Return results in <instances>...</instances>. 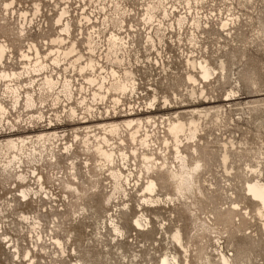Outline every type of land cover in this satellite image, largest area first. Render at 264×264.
Here are the masks:
<instances>
[{"label":"rangeland","instance_id":"obj_1","mask_svg":"<svg viewBox=\"0 0 264 264\" xmlns=\"http://www.w3.org/2000/svg\"><path fill=\"white\" fill-rule=\"evenodd\" d=\"M68 1L70 10L65 4ZM68 1L0 0V44L4 42L6 52L9 47L12 52L8 54L10 57L5 54L0 71L22 72L24 63L28 62L22 58V54L27 52L34 56L30 45L37 44L42 56L49 54L51 49H56L58 46L51 44L50 40L58 36L60 24L57 23L56 16L60 9H65L68 16H65L61 23L68 18L72 28L71 35H61L66 37V43L61 46L65 47L71 39L76 41L77 37L76 47L87 57L92 54L88 44L91 36L97 42L93 56L100 60L103 69L109 71L113 66L122 73L124 66L109 63L104 53L110 33L120 34L125 37L126 42L122 54L129 62L126 66L134 70L137 87L139 75L140 87L144 92L140 95L138 87V94L122 96L123 101L117 105L118 108L120 105L133 106L134 115L132 112L117 114L113 100L93 105L99 107L98 112L94 111L97 117L99 113H103L104 117H108L105 120L98 119L94 114L90 115L87 107L81 106L79 101L86 97L87 103L90 104V94L94 90L97 91V86L87 84V76L92 75L90 72H80L77 69L79 67L69 65L77 56L61 61L58 66L52 64V55L43 59L45 63L50 64L48 73H52L54 78L63 81L67 77L71 80L64 74L66 72L77 76L71 80L74 84L73 97L68 100L60 93L61 101L56 106L51 102L54 96L49 91L52 96L45 95L46 101L42 105L39 103L38 96L41 94L38 87L43 83L45 72H24L12 83L25 87L35 81V86L28 90L37 101L36 105L29 109L21 100L19 106L13 108V100L4 93L7 82H2L0 100L9 110L7 119L10 114V120L6 119L8 124L6 121L5 125L0 124V143L5 145L8 140L17 138L35 139L37 135L47 132H53L54 135L65 133L67 141L73 136V139L78 141L73 145L75 148L72 146L70 151L64 154H60V145L46 144L45 154L50 153L51 158L52 154L58 155L57 161L53 163L43 161L44 151L39 153L42 148L38 147L39 151L36 153L41 159L39 162H43L35 166L38 174H42V184L51 188L53 195L40 194L26 201H23L19 190L20 187H33L37 191L36 178L29 176L36 153L30 159L22 154L27 157L29 163H22L19 172L20 170L12 168L4 169L3 163L8 155L5 154V149L2 150L0 264H30V256L33 264H159L166 253L176 254L178 264H264V217L257 214V202L249 197L246 190L247 180L251 177V180H264V0ZM149 3L152 7L164 5L163 9L157 8L154 11L156 16L151 22L147 21L146 16ZM127 13L129 15H126ZM105 14L108 19L106 18L107 22L104 24ZM144 17L147 24L144 23ZM178 17L184 19L181 27L176 24ZM126 20L130 21V29L127 33H122L120 31L126 26ZM116 22L119 24L115 25ZM23 23L25 30L21 37L18 31ZM91 25H96L101 30L93 26L90 33L88 27ZM113 28L120 31H114ZM148 35L153 37L150 38L153 43L148 40ZM193 59L206 60L212 68V75L207 79L201 78L200 69H193L189 65V60ZM100 73L102 70L98 69L94 75L99 76ZM189 74L196 76L197 83L193 84L188 79ZM105 75L107 74L103 71L101 76ZM83 85L87 87L84 88ZM150 86H154L151 91ZM56 89L60 91L61 86L58 85ZM113 96L116 95L111 94L109 99ZM154 96L155 101L152 100ZM62 102L68 103V107H63ZM79 105L82 110H79ZM70 106L77 109L75 115L78 119L73 118L75 115H69ZM194 109H197L196 112ZM63 110L67 112L65 111L62 119L54 118L53 115H59V111ZM40 112L45 117L41 120ZM130 114L145 120L143 128L151 134L150 140L153 141L154 149L165 150L163 139L169 140L167 147L171 149L170 160L173 158V139L167 127L169 118H180L185 122L197 117L198 122H201L199 127L203 131L198 134L196 143H199V156L203 158V193L192 197L190 201L194 206L189 205L190 201L185 203L183 199L174 197L168 204L152 207L143 204L135 192L127 198L117 197V202L112 200L111 204L106 203L105 195L112 186V178L106 169L102 172L98 169V156L92 151L87 152L82 139L87 133L86 126H93V130L98 124L121 122ZM29 115L33 118L29 121L32 125H28L26 120ZM89 116L95 118L94 121L89 120ZM148 117H151L149 122L146 120ZM50 118L54 119L50 121L54 126H47V120ZM9 122L12 128L15 129L13 125H17L19 129L6 133L11 127ZM93 133L96 131L91 132ZM75 134H78L79 138H75ZM128 137L123 134L125 143L121 147L130 151L135 144H132ZM112 141L119 140L114 138ZM51 148H54L53 152ZM56 148L59 149L58 152L54 151ZM142 150L139 148V152ZM184 152L190 154L189 149H184ZM224 152L229 155L226 164L223 163ZM22 155L20 160L23 161ZM163 155L158 153L157 158H162ZM72 162L76 164L77 179L72 176V173H75ZM134 162L140 166V160L132 159L131 164ZM20 173L25 176L24 180L18 177ZM68 180L79 187L80 196L68 189ZM157 181L163 198L167 194L172 195V188L166 182L165 175H159ZM95 182L99 183L97 188L93 187ZM139 202L146 212L144 214L149 217L147 226L140 230L133 225L135 218L141 214ZM123 203L128 205L125 210L121 208ZM235 205L238 206L234 210ZM114 206L120 210L115 212ZM109 213L118 220L123 230L122 235L111 230ZM194 215L199 217V220H196ZM176 229L181 230L187 253L172 238ZM53 235L58 237L60 244L56 240L54 243L51 238ZM27 250L31 251L29 256ZM222 253H225L231 262L225 263L221 258Z\"/></svg>","mask_w":264,"mask_h":264},{"label":"bare ground","instance_id":"obj_2","mask_svg":"<svg viewBox=\"0 0 264 264\" xmlns=\"http://www.w3.org/2000/svg\"><path fill=\"white\" fill-rule=\"evenodd\" d=\"M65 4H67L66 7H69V10H70L69 1L65 2ZM8 5L9 4H7V6ZM158 6H160V7H158ZM157 8L163 9L164 5H157V6L152 7L150 4L146 8V10H147L146 16L148 17L147 21L151 22L150 20H152L156 16L154 11ZM126 15H129V13H127ZM65 16H68V11L65 9H60L57 16H56V19L58 17L57 23L60 24V30L58 29V32H57L58 36L53 37V39L50 40L51 44L58 46L56 49H51L49 54L42 56L39 48L36 46L37 44L35 43L36 45H34V44L30 45L31 46L30 49L32 50V53L34 54V56L33 55L31 56L27 52L22 54V58L25 61L26 60L28 61V62L24 63V67H23L22 72H14V71L12 72V71H5V70L0 71V86H1L2 82H7V83H5L4 93H6L8 95V97L11 98V100H13V108L17 107L20 100L24 102L23 103L24 106L28 109L33 107L34 105H36L35 101H37V100L34 98L31 91L28 90V88H33L35 86V84H34L35 81H31L29 84H26L25 87L21 84H18V85L12 84L13 81L18 80L24 74V72H26L27 74H30L32 72H39V73L45 72V75L42 79L43 83H41V85L39 84V87H38L39 88V94H41L40 96H38L39 100H40L39 103L41 105L46 101L47 94H48V96L51 95L48 93V91L50 93H52V95L54 96L52 98L51 102H53V104L55 106L57 104H59L58 103L59 101H61V95L59 96L60 93L63 94V97H65L68 100H70L73 97V86H74V84L72 83L71 80H74V77L77 78V76L74 75V73H72V72L71 73L66 72L64 74H67L71 78V80L68 79L67 77H65L63 81L54 78L52 76V73H50V72L48 73V70L51 69L50 64L45 63L43 60L45 58H49V56H51V55H52V58H51L52 64H55L54 66H58L61 61H65L68 58H71L73 56H77L72 62L69 63V65L73 66V67H79L77 69H79L80 72H84L86 70L92 74V75L88 74L90 76H87V79H86L88 81L87 84H89L90 86H93V85L97 86V88H96L97 91L94 90V92H91L90 95H92V97L89 99L90 104L87 103L88 100L86 97L82 98V100L79 101V104L81 106L84 105L87 107L89 114L92 116L94 114L95 117H97V115L94 111H97L99 109V107H94L93 105H95V104L96 105L97 104H103L104 102L107 103L108 100H109V102L111 100H113L112 101L113 106L117 107V105L121 101H123V100H121L122 96L132 95V94L135 95L138 93L141 95L144 92V90H142L140 87L139 75H137V81L139 82V85H138L139 91L137 93L138 87L136 85L137 83H136V79H135L134 70H131L129 67L126 66L127 64H129V62H127L126 57L122 55V54H124V48L126 46L125 37H121L120 34H117V33H113V32L110 33L109 32L110 33V35L108 36L109 37V43L107 44V47L104 50L106 60L109 63H112V64L116 63L119 66H124L123 67L124 71L121 73V72H119V70H116L113 66H111V68H109V71H106L105 69H103V66L100 64V60L97 58H94V56H93V54L96 52L95 46H96L97 42H95L91 36L88 39V44H89V50L92 54H90L87 57H84L83 56L84 54H81V51L78 50V48L76 47L77 37H75L74 35L73 36L76 38V41L71 39L69 41V43L66 44L65 47L61 46V45H64L66 43V37H61V35L62 34L71 35V28H72L71 20H69L68 18H65L64 21L61 23V20ZM88 16H89V14H88ZM69 17L72 19L71 15H69ZM106 18H107V16L105 14V17L103 19L104 24L107 22ZM25 19H23V21L26 23ZM124 19H125V17H124ZM88 20L91 21L90 18ZM119 22H116L115 25L119 24ZM93 23H94V21H93ZM100 23H102V21H100ZM125 23H126L125 24L126 26L124 25L125 27H124L123 31L117 30L118 28L117 29L113 28L114 31L117 30V31H120L122 33L123 32L127 33L128 30L130 29V27H129L130 21L126 20ZM144 23H145V17H144ZM154 23H156V21ZM183 23H184V19H182L181 17H178L176 24L179 25V27H181V25ZM145 24H147V23H145ZM55 25H56V23H55ZM156 25H158V24H156ZM224 25H226V22L224 23ZM23 26H24V23L21 25V27L18 31V35H20L21 37L23 36L24 30H25ZM93 26L97 30L99 29V28H97L96 25H91L90 27H88L89 32ZM127 27H129V28H127ZM110 28H112V27H110ZM99 30H101V29H99ZM148 33H150V32H148ZM150 38H153V37L148 35V40H151ZM151 42L153 43V40H151ZM3 43L0 44V68H1L2 64H4L2 61L5 58V54L7 53L6 54V56H7L8 54L10 55L12 53V52H10V47L6 52V46ZM77 43H78V41H77ZM46 45H47V41H46ZM25 50H28V49H25ZM9 55H8V57H10ZM76 63H78V64L76 65ZM189 65L192 66L193 69H200L199 72H200L201 78L207 79L213 73L212 68H210L208 62L204 59L200 60V61H198L196 59L195 60L194 59L189 60ZM97 67H99V68H97ZM98 69L99 70L101 69L102 73H103V71H105L107 75L101 76L102 73H100L99 76L94 75V72H96ZM188 79L193 84L197 83V81H198L196 76H194L193 74H189ZM58 85H59V87L61 86L60 91H57V89H56V87ZM83 87L86 88L87 85H83ZM83 87L81 89H83ZM150 87L151 88H149V90L151 91V89L154 86H150ZM25 89H27L28 91L27 90L25 91ZM199 89H201V88H199ZM190 93H191V91H190ZM111 94H115L116 96H113L111 99H109ZM83 95L87 96L86 94H83ZM140 98H141V96H140ZM153 98H152V100L155 101L156 97L154 96ZM136 99H137V97H136ZM72 103L76 104L75 101H72ZM61 104L64 105L63 107L66 106L65 108L68 107L67 106L68 103H66V102H62ZM50 105H51V110H53L54 106L52 105V103ZM80 105L78 106V108H79V110H82ZM151 105L153 106V104H151ZM144 108L145 107H143V109ZM134 110H135V108L133 106H131V107L127 106L126 107L125 105H120L119 108L117 107V112H118L117 114H119V113L124 114V113L132 112L134 115L135 114ZM195 110H197V109H194L193 111H195ZM65 111L66 110L59 111V115H57V114H55V115L52 114V115L54 116V118L62 119V117L65 116ZM123 111H125V112H123ZM68 112H69L70 116L71 115L73 116L77 113V109L70 106ZM8 113H9V110L3 104V102H1V100H0V124L1 125H3V123L5 125L7 123V120H10V114H9V119H7ZM80 113H84V111H82V112L80 111ZM99 114H100L98 116L99 118L97 117L98 119L105 120L106 118H108L106 116L104 117V115H102L103 113H99ZM76 116L77 115L73 116V118H77ZM215 116H217V115H215ZM30 117L31 116L29 115V117L27 116V118H26L28 123H29V121H31L33 119ZM48 117H50V116H48ZM80 117H81V115H79V118ZM125 117H126V119H124L121 122L111 121V122H106L103 124H98L97 126L95 125L96 128H94L93 130H92L93 126L92 127L86 126L87 133L85 134V137L82 139V143L86 147L87 152L92 151L95 153L96 156H98V159H99L97 162L98 163L97 164L98 169L101 172H102V170L106 169L107 171H109V175L112 178V181H113L111 184L112 186L109 189V191H107V194L105 195L106 196L105 197L106 203L111 204L112 200L118 199L117 197H119V196H121L122 198H127L133 192H135L136 196H139L138 198L142 201L143 204L145 203V204L152 206V207H154V206L156 207L159 204H168V202L173 201L174 197H176L178 200H179V198L183 199L186 203V202L190 201L192 199V197H195L196 194L202 195L203 191L201 188V178H202L201 170L203 169L204 166H203V161H202L203 158L199 156V151H198V146H197L199 143L197 144L196 141L199 138L198 134L200 133V131L202 132L203 130L199 127V124L201 122L200 123L198 122L199 120L196 119L197 117L193 118L191 116L192 118L189 119L188 121H185V122L183 120H181L180 118H177L174 120H171L169 118L167 127H168L169 135H171V137H172L171 139H173V142H172L173 143V148H172L173 158H172V160H170V158H169V153H170L171 149H169L167 147L169 144L168 139H166V138H165V140L163 139V141L166 145L165 150L154 149L152 147L153 141L150 140L151 134L148 131H145V129L143 128L145 120L143 121L142 119L136 118L135 116H132L131 114L128 116H125ZM39 118H40V120L45 118L44 114L42 112L39 113ZM150 118L151 117H148L146 119L147 122L150 121ZM198 118H199V115H198ZM88 119L93 120L95 118H91L89 116ZM26 120H24V121H26ZM52 120H54V119L50 118L47 120L48 121L47 126H49V125L54 126V124L52 122H50ZM79 120H81V119H79ZM5 121H6V123H5ZM155 122H156V120H155ZM50 123H52V124H50ZM9 124L11 127L9 128V131L6 133H10V132H13L14 130L19 129L18 127H16L17 125L16 126L13 125L15 127V129H14V128H12V124L10 122H9ZM28 125H32V122L29 123ZM50 128H47V129H50ZM97 129L101 130V132L100 131L98 132ZM155 129L157 130V127ZM93 131H96V133L91 134V132H93ZM52 133L47 132V133L39 134V135H37V137L35 139H34V137L17 138L14 140L10 139L5 143V145L0 143V154L2 153V150L5 149L7 151V153H5V154L8 155L7 156L8 159L6 158L5 159L6 161L4 163L2 162L4 169L8 170V169L12 168V169H15L17 171L20 170L19 172H21L20 166L22 165V163H24V162L29 163V161H27L28 159H26V158L27 157L29 159L32 158L33 155L37 152L38 147L42 148V149H40V151L38 150L39 153H43L42 150L43 151L45 150V148L47 146L46 144L50 143L52 145H55V143H56V145H60V150L58 149L60 151V154H64V153L68 152V150L70 151V149L74 145V143H76L78 141V139L77 140L73 139L74 136H73V138H71V140L67 141L65 138V136L67 134H65V133L57 134V135H54ZM123 134H127L129 136L128 138H129L130 142L132 144H135V146H133L130 151H127V150H125L124 147H121V145H123L125 143V141L123 139ZM110 136L112 138H110ZM181 136H183L184 138H181ZM163 137H164V135H163ZM75 138H79L78 134H75ZM114 138H117L119 141L118 142L112 141ZM228 144H230V143H228ZM224 145L226 146V144H224ZM57 148H56V150H54L55 152H58ZM72 148H75V147L73 146ZM139 148L143 149L142 152H139ZM53 149L54 148L50 149L51 152H53ZM184 149H189L190 154L188 155L187 153H185ZM9 152L11 153V156H9V154H10ZM158 153L164 154L162 158L160 157L161 159L157 158ZM22 154L27 156V157L23 156ZM21 155L24 157L23 161L20 160ZM42 155H44L43 161H49L50 163L57 161V157H56L57 154H52V158H51L50 153L45 154V151H44V154H42ZM42 155H40V156H42ZM47 155H49V156H47ZM222 157H223V163L226 164L227 160L229 159L228 153L224 152ZM34 158H35L34 162L30 160V162H33V164H31L33 168H32V172L30 173L29 176H31V178H36L35 180L37 183V187H36L37 191L34 190L33 187L32 188L31 187L30 188L20 187L19 191L21 193V197L23 198V201H26L32 197L36 198L40 194H45V196H49L50 194L53 195V191L51 190V188H47V186L42 184L43 183V182H41V180L43 179L42 174L41 173L38 174V171H37L36 166H35V164L42 163L43 161L39 162V160H41V159H40L39 155H37V153H36V157H34ZM132 159L134 161L140 160L141 161L140 166L138 167V165L135 162L133 163L134 166H132L133 165V164H131ZM86 164L88 165L89 163H86ZM75 165H76L75 162H72V169L74 170V172H75ZM33 169L35 171H33ZM232 169H233V167H232ZM72 174H73L72 175L73 178H75V179L78 178L76 172L72 173ZM159 175H165L166 176V182L168 184H170L172 191H173L172 195L167 194V195H165V198H163L161 196L162 195V189L160 187V184L157 181V177ZM244 175H245V173H244ZM18 177L23 178V180L25 178V176L21 173L19 174ZM251 178L247 180L246 190L248 192L249 197L251 196L253 201L257 202V214L261 217H264V180L263 181L260 180L262 178L257 179V180H251ZM98 184H99L98 182H95L93 187L97 188ZM67 187H68V189L72 190L73 193H76L78 196H80L81 190L79 189V187L77 185L76 186L73 185L72 181L71 182L69 181V183L67 182ZM28 194H29V196H28ZM27 196H28V198H26ZM65 196L66 195H64V197ZM116 202H117V200H116ZM189 205L194 206V204L191 201L189 202ZM138 206L140 208L141 214H140V216H137L135 218L133 225L139 227L137 229L140 230V228L144 229V227L147 226L149 217H147L144 214L145 211L141 207L140 202L138 203ZM237 206L238 205L233 206L234 210L237 209L236 208ZM114 207H115V212H118L120 210V209L117 210L116 206H114ZM121 208H122V210H125L128 208V205L123 203V206H121ZM242 209H244V208H242ZM240 211H242V210H240ZM21 213L23 215L26 214L25 212H21ZM191 213H193V211H191ZM25 218H28V217H25ZM108 218H109V216H108ZM195 219L199 220V217L195 216ZM35 222L37 224H39L36 220H35ZM203 224H204V222H203ZM109 225H110L111 230L115 234H121L122 235L123 230H122L121 226L119 225L118 220L114 217L113 214L112 215L110 214ZM205 226L206 225H204V227ZM165 232H167L166 229H165ZM51 238L54 241V243L56 240V242L60 244V240L58 239V237L53 235ZM172 238L176 241L178 246L183 251H185L186 253L188 252V249H187L186 245L184 244V239L182 237V233H181L180 229L175 230V232L172 235ZM27 252H28V256H29L31 251L27 250ZM171 253H173V252H171ZM29 258L31 261H33L31 256ZM221 258L225 263H229V261H230V258L225 253H222ZM31 261L29 263L33 264L34 261L33 262H31ZM178 263H179L178 256L176 254L170 255L168 253L164 254L162 256L160 262H159V264H178Z\"/></svg>","mask_w":264,"mask_h":264}]
</instances>
